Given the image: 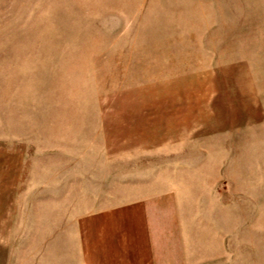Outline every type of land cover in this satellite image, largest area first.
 <instances>
[{
  "label": "rangeland",
  "instance_id": "1",
  "mask_svg": "<svg viewBox=\"0 0 264 264\" xmlns=\"http://www.w3.org/2000/svg\"><path fill=\"white\" fill-rule=\"evenodd\" d=\"M0 264H264V0H0Z\"/></svg>",
  "mask_w": 264,
  "mask_h": 264
}]
</instances>
